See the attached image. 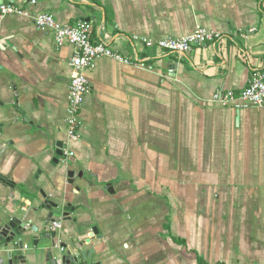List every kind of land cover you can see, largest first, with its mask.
<instances>
[{
    "label": "crops",
    "instance_id": "0c3cea01",
    "mask_svg": "<svg viewBox=\"0 0 264 264\" xmlns=\"http://www.w3.org/2000/svg\"><path fill=\"white\" fill-rule=\"evenodd\" d=\"M9 1L28 15H0V140L9 144L0 176L22 192L23 209L40 189L65 193L78 224L62 222L58 242L96 226L91 264H264V106L213 100L264 70V0L0 3ZM44 13L89 21L93 44L145 62L101 57L85 72L79 141L68 142L66 124L74 48L35 25ZM198 25L223 39L189 53L133 40L186 36ZM59 143L75 155L65 160ZM9 194L0 183L1 208ZM25 245L24 264H54L44 247Z\"/></svg>",
    "mask_w": 264,
    "mask_h": 264
},
{
    "label": "built area",
    "instance_id": "2783aa9c",
    "mask_svg": "<svg viewBox=\"0 0 264 264\" xmlns=\"http://www.w3.org/2000/svg\"><path fill=\"white\" fill-rule=\"evenodd\" d=\"M33 3L36 0H32ZM28 15V12L12 2L0 3V15ZM34 23L39 29L52 30L58 46L70 44L74 48L71 65L74 68L73 76L69 89V100L67 106V134L68 142L80 140V114L86 95L90 91V84L86 75L87 70H93L96 62L101 57H109L124 64H134L145 67V62L136 56L135 60L126 57L124 54L114 51L106 43L93 44L90 39L91 22L79 21L76 24H64L56 20L51 14H38L34 16ZM255 29L250 30L253 32ZM241 35L248 36L247 32ZM223 39L220 32L209 30L202 25H198L196 30L186 36L167 37L154 39L150 37L134 36V41L142 42L146 47L158 48L169 52L189 53L195 47H203L208 44H217ZM170 72H173L171 70ZM213 100L222 106H234L238 109L252 106H264V70L254 69L248 85L240 92L220 91L214 95ZM75 153L68 146L63 148V156L73 157ZM62 222H53L51 231H59ZM27 248V245H25ZM56 248L63 253L64 248L57 243ZM57 264H64L62 258H55Z\"/></svg>",
    "mask_w": 264,
    "mask_h": 264
},
{
    "label": "water",
    "instance_id": "95a60500",
    "mask_svg": "<svg viewBox=\"0 0 264 264\" xmlns=\"http://www.w3.org/2000/svg\"><path fill=\"white\" fill-rule=\"evenodd\" d=\"M8 143L0 140V157L8 149ZM57 153L63 156V143L58 144ZM55 164L59 163L56 159ZM78 172L73 169L67 170V183L75 184ZM83 172H80V176ZM0 183L10 194L2 196L4 201L12 199V204L0 207V264H24L25 240L31 239L33 247H44L48 260L57 263L53 255V250L57 249L58 232L51 231L53 222H63L78 224V219L73 218L72 213L76 210L70 202L66 200V194L58 190L60 194L53 197L40 189V194L34 197L35 206L26 210L21 206L22 192L15 189L14 182L8 181L0 176ZM19 196H18V194ZM17 194V195H16ZM20 197V198H16ZM93 235L85 234V228L79 226L77 234L71 235L70 242H60L64 248L62 261L64 264H91L94 248H87L95 237H101L96 226L91 227ZM58 250V249H57Z\"/></svg>",
    "mask_w": 264,
    "mask_h": 264
}]
</instances>
